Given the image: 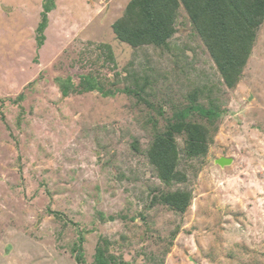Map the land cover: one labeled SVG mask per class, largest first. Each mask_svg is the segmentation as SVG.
<instances>
[{"label": "rangeland", "instance_id": "1", "mask_svg": "<svg viewBox=\"0 0 264 264\" xmlns=\"http://www.w3.org/2000/svg\"><path fill=\"white\" fill-rule=\"evenodd\" d=\"M130 1L54 0L38 46L45 0H0V264H264V16L230 89L181 5L164 45L118 40ZM193 103L221 114L166 184L146 154Z\"/></svg>", "mask_w": 264, "mask_h": 264}, {"label": "trees", "instance_id": "2", "mask_svg": "<svg viewBox=\"0 0 264 264\" xmlns=\"http://www.w3.org/2000/svg\"><path fill=\"white\" fill-rule=\"evenodd\" d=\"M53 1L45 0L37 27L38 46L41 45L47 13L53 8ZM180 5L205 44L223 84L227 88H234L246 65L254 31L264 16V0H131L122 17L112 25L113 32L118 40L134 48L162 46L173 34ZM81 84L85 91L96 89V83L91 82L89 77L82 76ZM193 113L210 124L221 114L213 105L204 107L194 103L176 111L168 119L164 132L154 135L147 151L149 163L166 184L183 182L185 179L184 175L175 171L178 158L176 135L184 137L183 152L186 157L201 156L208 149V129L188 120ZM160 201L173 210L185 212L190 196L180 191L166 193L160 197ZM97 254L96 263L107 264L99 249Z\"/></svg>", "mask_w": 264, "mask_h": 264}, {"label": "water", "instance_id": "3", "mask_svg": "<svg viewBox=\"0 0 264 264\" xmlns=\"http://www.w3.org/2000/svg\"><path fill=\"white\" fill-rule=\"evenodd\" d=\"M219 164H223V163H222V160L219 161Z\"/></svg>", "mask_w": 264, "mask_h": 264}]
</instances>
